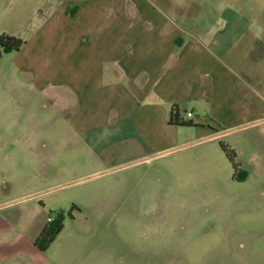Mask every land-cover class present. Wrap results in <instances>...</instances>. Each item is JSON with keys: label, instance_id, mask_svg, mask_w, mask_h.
Returning a JSON list of instances; mask_svg holds the SVG:
<instances>
[{"label": "rangeland", "instance_id": "obj_1", "mask_svg": "<svg viewBox=\"0 0 264 264\" xmlns=\"http://www.w3.org/2000/svg\"><path fill=\"white\" fill-rule=\"evenodd\" d=\"M236 2L264 20V0ZM99 13L76 19L92 18L95 27ZM14 53L0 59V117L16 121L0 128L18 132L0 137V202L32 197L63 228L47 250L28 256L33 261L10 264H264V181L232 180L218 142L212 165L186 175L183 127L167 142L108 136L117 118L140 126L135 91L90 90L86 100L64 86L38 91L33 75L15 70ZM238 136L218 141L231 147Z\"/></svg>", "mask_w": 264, "mask_h": 264}, {"label": "crops", "instance_id": "obj_2", "mask_svg": "<svg viewBox=\"0 0 264 264\" xmlns=\"http://www.w3.org/2000/svg\"><path fill=\"white\" fill-rule=\"evenodd\" d=\"M234 1L211 7L210 0H0V34L25 41L14 68L33 75L29 85L38 91L64 86L83 100L90 90L135 91L140 126L117 118V126H106L109 137L167 142L182 128L168 124L175 105L196 124L183 127L186 175L212 165L219 135L233 133L239 138L229 145L247 174L241 183L263 182L264 20L251 19L249 8ZM92 8L99 9L98 24H81L76 17ZM0 121L16 122L11 113ZM15 133L0 128V137ZM31 198L0 202V264L33 261L28 256L42 252L33 242L49 216Z\"/></svg>", "mask_w": 264, "mask_h": 264}, {"label": "trees", "instance_id": "obj_3", "mask_svg": "<svg viewBox=\"0 0 264 264\" xmlns=\"http://www.w3.org/2000/svg\"><path fill=\"white\" fill-rule=\"evenodd\" d=\"M23 44L24 42L18 37L5 33L0 34V59L3 54L17 52ZM168 124L180 127L196 126V124L192 121L183 119L177 106L175 105L171 108ZM219 147L230 164L232 171L231 178L236 181L244 180L247 174L242 169V163L238 160L235 151L222 142L219 143ZM74 208L75 206L73 205L71 210ZM48 216H50V214ZM62 228L63 225L58 221V219H53L51 222H47L38 237L34 240V246L42 251L47 250L50 244L55 240L56 236L61 232Z\"/></svg>", "mask_w": 264, "mask_h": 264}, {"label": "built area", "instance_id": "obj_4", "mask_svg": "<svg viewBox=\"0 0 264 264\" xmlns=\"http://www.w3.org/2000/svg\"><path fill=\"white\" fill-rule=\"evenodd\" d=\"M191 117V114H187V118H190ZM53 219L49 216L47 218V222H51Z\"/></svg>", "mask_w": 264, "mask_h": 264}]
</instances>
